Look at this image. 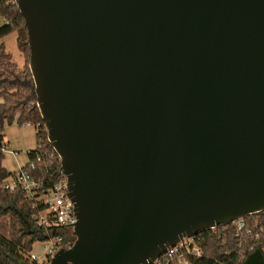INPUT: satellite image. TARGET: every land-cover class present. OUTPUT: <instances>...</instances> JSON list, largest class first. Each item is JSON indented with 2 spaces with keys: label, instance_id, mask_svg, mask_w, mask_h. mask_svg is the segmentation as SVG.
I'll return each mask as SVG.
<instances>
[{
  "label": "water",
  "instance_id": "obj_1",
  "mask_svg": "<svg viewBox=\"0 0 264 264\" xmlns=\"http://www.w3.org/2000/svg\"><path fill=\"white\" fill-rule=\"evenodd\" d=\"M75 240L151 264L264 210V0H14Z\"/></svg>",
  "mask_w": 264,
  "mask_h": 264
},
{
  "label": "trees",
  "instance_id": "obj_2",
  "mask_svg": "<svg viewBox=\"0 0 264 264\" xmlns=\"http://www.w3.org/2000/svg\"><path fill=\"white\" fill-rule=\"evenodd\" d=\"M11 32H16V45L28 57L27 32L20 11L11 0H0V217H9L8 234L0 233V264H30L24 254L32 250L35 241L46 239L45 228L35 224L32 215L36 209L25 199L23 190L17 187L11 191L4 186L14 176L2 166L6 148L3 143L5 125L15 121L18 125L36 127L37 146L27 153L29 160L22 168L30 178L41 182L43 191L57 182L61 167L57 156L51 160H36L35 151L39 146L43 150L51 144L47 141L44 121L36 105L28 62L18 67L1 42ZM245 218L253 229L250 236L235 237L231 222L199 232L195 238L203 254L193 259L192 264H264V210ZM255 222L257 226H253ZM259 227L262 228L260 232ZM256 232H259L258 238L254 237Z\"/></svg>",
  "mask_w": 264,
  "mask_h": 264
},
{
  "label": "built area",
  "instance_id": "obj_3",
  "mask_svg": "<svg viewBox=\"0 0 264 264\" xmlns=\"http://www.w3.org/2000/svg\"><path fill=\"white\" fill-rule=\"evenodd\" d=\"M11 3L15 4L14 0H11ZM41 148L42 146H39V150L35 151L36 160L45 158L51 160L55 156L60 160L52 145L43 150H40ZM4 186L11 191L17 187L23 190L25 199L30 200L36 209L32 215L35 224L45 228L44 235L46 239H49V245L45 246L43 256H38L32 251L24 254L30 264H49L59 249L69 248L73 244L75 237L73 227L77 219L73 201L68 196L67 177L62 169L60 178L46 191L42 190L41 182L30 178L22 167L14 172V176ZM231 223L234 225L235 237L253 234V229L247 224L245 217L236 218ZM253 226H257V222ZM62 231L70 232V235L66 236L61 233ZM260 231H262L261 227H259ZM259 232L255 233V238L259 237ZM195 236H186L174 245L168 246L163 254L151 264H192L193 259L199 258L203 254ZM240 245L238 243V246Z\"/></svg>",
  "mask_w": 264,
  "mask_h": 264
},
{
  "label": "rangeland",
  "instance_id": "obj_4",
  "mask_svg": "<svg viewBox=\"0 0 264 264\" xmlns=\"http://www.w3.org/2000/svg\"><path fill=\"white\" fill-rule=\"evenodd\" d=\"M16 32H11L2 38L5 45L6 51H8L12 57V60L17 63L18 67L24 66L27 62L29 65V55L28 57L24 52H22L16 45ZM29 68V67H28ZM3 133L8 140V148H13L16 150V158L11 157L9 153H4V164L11 168L16 159L18 161H25L27 159L26 152L23 151L26 147L34 148L36 147V127L32 124L18 125L15 121L4 127ZM7 143V142H6ZM9 217H0V233L7 235L9 231ZM61 233L66 236L70 235V232L62 231ZM75 240V237H74ZM49 245V239L37 240L34 242L32 247V252L38 256H43L45 254V246Z\"/></svg>",
  "mask_w": 264,
  "mask_h": 264
},
{
  "label": "crops",
  "instance_id": "obj_5",
  "mask_svg": "<svg viewBox=\"0 0 264 264\" xmlns=\"http://www.w3.org/2000/svg\"><path fill=\"white\" fill-rule=\"evenodd\" d=\"M2 41V40H1ZM2 102V98L0 97V103ZM24 126H27V125H24ZM5 127H6V125H5ZM36 134V133H35ZM7 142V143H6ZM3 143L5 144V149H4V151H3V154L4 153H9L10 155H11V157H13V158H16V150L15 149H13V148H8V140L6 139V137H5V135L3 136ZM36 146H37V140H36ZM36 147H34V148H25L23 151H25L26 152V155H27V153L30 151V150H34ZM28 160H29V157H28V155H27V159L25 160V161H18L17 159H16V161H14L15 162V164H13L12 165V167L11 168H8L5 164H4V158H3V160H2V166L8 171V172H15L16 170H18L19 168H21V167H23L27 162H28Z\"/></svg>",
  "mask_w": 264,
  "mask_h": 264
}]
</instances>
